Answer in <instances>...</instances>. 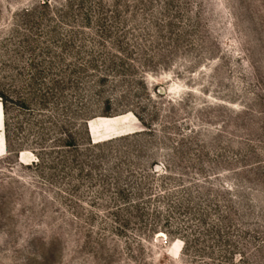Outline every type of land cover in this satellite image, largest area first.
Returning <instances> with one entry per match:
<instances>
[{
    "label": "rangeland",
    "instance_id": "obj_1",
    "mask_svg": "<svg viewBox=\"0 0 264 264\" xmlns=\"http://www.w3.org/2000/svg\"><path fill=\"white\" fill-rule=\"evenodd\" d=\"M0 264H264V0H0Z\"/></svg>",
    "mask_w": 264,
    "mask_h": 264
},
{
    "label": "trees",
    "instance_id": "obj_2",
    "mask_svg": "<svg viewBox=\"0 0 264 264\" xmlns=\"http://www.w3.org/2000/svg\"><path fill=\"white\" fill-rule=\"evenodd\" d=\"M136 117H137V119L141 122V124H142L144 127H146V128H150L149 123L147 122V120H146L145 117H143V116L140 115V114H136ZM143 131H144V130H143ZM143 131H141V132H143ZM141 132H140V133H141ZM137 133H139V132H136V133H133V134H137ZM130 135H131V134H128V135H125V136H120L119 139H125V138H127V137H130ZM116 139H117V138H116ZM114 141H116L115 138H113V139H111V140L103 141V142L94 143L93 145H98L99 147H103L104 145H108V143H109V144H110V143H114Z\"/></svg>",
    "mask_w": 264,
    "mask_h": 264
}]
</instances>
